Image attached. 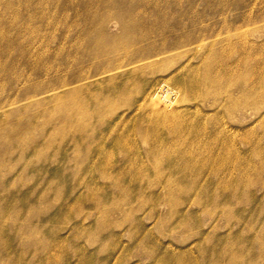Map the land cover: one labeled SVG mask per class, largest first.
<instances>
[{"label":"rangeland","instance_id":"374dc122","mask_svg":"<svg viewBox=\"0 0 264 264\" xmlns=\"http://www.w3.org/2000/svg\"><path fill=\"white\" fill-rule=\"evenodd\" d=\"M0 264H264V0H0Z\"/></svg>","mask_w":264,"mask_h":264},{"label":"bare ground","instance_id":"6f19581e","mask_svg":"<svg viewBox=\"0 0 264 264\" xmlns=\"http://www.w3.org/2000/svg\"><path fill=\"white\" fill-rule=\"evenodd\" d=\"M122 38H119V36L116 37V39L113 41L112 44H108L106 45L104 42L99 41L98 42V48L100 49L101 53H106L109 51H113L116 50L122 43ZM174 94V93H173ZM233 94L232 91L229 92L228 97ZM176 98V96H175ZM175 98H165L163 103H164V107L161 108L159 107L157 100H153L154 101V108L152 110V113L158 118L157 120H160L161 122H164L166 120H172L175 117L176 111H178L177 107V100ZM156 99V98H154ZM228 102L227 105V109L230 112H233L234 110L237 112V114H241L242 112V101L240 99H236L234 97H231L230 99H226ZM159 101V100H158ZM195 135H198V132L194 133ZM215 143L212 141H207L206 145L203 148L200 149H196V150H191L189 152H187V155L184 159V164H187L189 162L192 161H196L198 159V156L201 154H211L213 152V147H214ZM229 153V150L227 148H224L222 150V156L226 157ZM166 198V197H165Z\"/></svg>","mask_w":264,"mask_h":264}]
</instances>
